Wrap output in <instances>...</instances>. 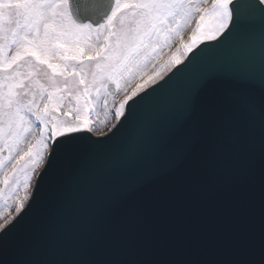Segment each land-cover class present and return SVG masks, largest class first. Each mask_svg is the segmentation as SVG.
I'll return each mask as SVG.
<instances>
[{"label": "snow or ice", "instance_id": "obj_1", "mask_svg": "<svg viewBox=\"0 0 264 264\" xmlns=\"http://www.w3.org/2000/svg\"><path fill=\"white\" fill-rule=\"evenodd\" d=\"M202 3L208 0H112L93 19L101 0H0V170L5 160L17 162L0 181L14 186L7 196L0 187V264H46L32 257L67 209L69 186L81 172L61 183L59 195L35 211L22 233L36 186L18 193H27L37 168L39 183L58 150L71 158L80 134L93 131L101 98L120 92L109 133L129 117L158 111L162 101L166 133L113 163L80 250L58 264H264V96L249 91L264 90V67L218 59L222 48H250L257 34L264 42V0ZM195 13L198 32L183 45L191 56H173L170 67L161 66L168 74L157 70L128 94L130 82ZM221 80L234 88L211 87ZM66 100L74 106L58 115ZM34 126L39 137L25 149ZM148 176L161 180L153 184ZM222 187L227 192L215 231L177 237L160 227L176 207Z\"/></svg>", "mask_w": 264, "mask_h": 264}, {"label": "water", "instance_id": "obj_2", "mask_svg": "<svg viewBox=\"0 0 264 264\" xmlns=\"http://www.w3.org/2000/svg\"><path fill=\"white\" fill-rule=\"evenodd\" d=\"M101 2L102 8L99 12L91 14L93 19H97L99 15L108 12L111 8L112 0H101ZM203 46L200 44L194 51H199ZM190 56L191 53L188 57ZM218 59L232 64L246 63L259 71L264 67V42L260 41L257 34L250 48L243 50L222 48L218 53ZM178 76L179 74L173 76V81ZM211 87L227 93L234 88V85L229 81L221 80L212 82ZM249 91L257 99L264 96V90L258 87L249 88ZM165 133L164 102L162 101L158 111L144 115L137 121L129 117L115 132L107 136H94L89 132L81 133L71 158L58 150L52 156L38 184L36 180L33 212L22 221L18 233H22L35 222L37 209L51 204L59 195L63 181L72 179L76 172L81 173L69 186L67 209L59 220H54L46 229L40 246L32 258L36 261H44L46 264L72 260L94 224L96 206L107 187L108 173L113 163L118 162L125 152L138 151L142 145L162 137ZM144 179L155 184L160 182L161 177L148 176ZM226 192L227 189L223 187L210 188L191 203L176 207L172 214L162 221L160 227L177 237L215 231L220 226V203ZM148 258L168 259L172 256L167 253H150Z\"/></svg>", "mask_w": 264, "mask_h": 264}, {"label": "bare ground", "instance_id": "obj_3", "mask_svg": "<svg viewBox=\"0 0 264 264\" xmlns=\"http://www.w3.org/2000/svg\"><path fill=\"white\" fill-rule=\"evenodd\" d=\"M210 0H208V3H209ZM207 5V3H202L201 4V7L204 8L205 6ZM199 13H195V14H192L191 16L187 17L184 22H183V30H182V33L179 37H177L173 42H171L168 46L164 47L161 51H159V53L157 54V56L155 57L154 60H152V62L143 70V73L141 75V77L135 79V80H132L128 86L131 87L134 83L140 81L141 79H143L144 77L146 76H152L153 75V71H154V68L156 67V65L158 64V62L165 56V54L167 53V51L172 47V45L181 37L183 36L184 33H186L188 31V29L191 27V22L194 17H196ZM198 32V30H197ZM125 94L123 92H120V93H117L115 96H111V97H102L101 100L99 101L96 109H95V112H94V117L96 119V123L93 127V132L94 133H100V132H103L104 130H106L108 128V125H109V122L111 121L112 119V106L114 105L115 102H117V100L119 98L122 97V95ZM107 100V108L104 107V100ZM74 105H71L70 103H66L64 104L63 108L61 109V113H58V115L62 114L63 111H67L70 107H73ZM108 112L109 115L107 116V118L105 117V112ZM102 122V123H101ZM35 129H33V131L31 132V134H29L27 137H26V143L24 145L25 149L27 148V143H32L33 141V138L35 136V132L37 130V127H33ZM15 161H13L12 163H9L7 160L5 161V166L2 170H0V181L4 178L5 176V173L9 170L10 167H12L14 165ZM39 168H37L35 170V174L33 175V178L32 180L34 179L37 171H38ZM32 183V181H31ZM30 187H31V184L29 186V189L27 191V193H25L23 190H21L18 195L23 197L25 196L26 194H28L29 190H30ZM13 207H15L13 205ZM7 215V214H6Z\"/></svg>", "mask_w": 264, "mask_h": 264}, {"label": "rangeland", "instance_id": "obj_4", "mask_svg": "<svg viewBox=\"0 0 264 264\" xmlns=\"http://www.w3.org/2000/svg\"><path fill=\"white\" fill-rule=\"evenodd\" d=\"M194 33H197V27H195V30L191 33V35H190V38L186 41V43L185 44H189V43H191L192 42V36H193V34ZM184 52H183V45H182V47H180V49H179V51L177 52V54H175L174 56H176V57H179L181 60L183 59V57H184ZM171 59L172 58H170V60L169 61H171ZM169 61H168V63H163V64H160L159 66H163V65H169V67H170V64H169ZM158 66V67H159ZM156 67V70H155V72H157V70H161L160 71V75H164L165 73H166V71H168V68L167 67H165V68H163V69H161V67ZM154 72V73H155ZM153 73V74H154ZM156 80L157 79H159L160 78V76H155L154 77ZM149 83H151V82H149ZM117 94V93H116ZM115 94V95H116ZM115 95H108V96H104V97H113V96H115ZM37 99H39V97H37ZM71 98H69V100H70ZM69 100H66L65 102H64V104H66V103H69ZM71 105H74V102L73 103H70ZM41 107H43V101H41ZM115 122H116V118H115V116H114V114L112 113V119H111V121L109 122V125H108V128L106 129V130H104L103 132H100V133H97V134H101V133H106L114 124H115ZM34 129V128H33ZM33 129H32V131H33ZM31 131V132H32ZM34 131H35V129H34ZM93 132V131H92ZM94 133V132H93ZM29 134H31V133H29ZM28 134V135H29ZM94 134H96V133H94ZM27 135V136H28ZM5 156H7V152H5V154H4ZM6 161V160H5ZM13 187L14 186H12V185H10V186H7L6 187V190H5V196H7L10 192H12V190H13ZM15 206V205H14ZM14 208L15 207H13V211H12V215H14L15 214V210H14Z\"/></svg>", "mask_w": 264, "mask_h": 264}]
</instances>
